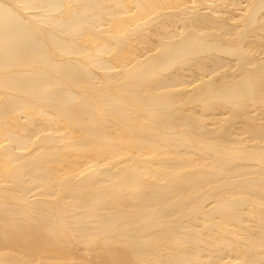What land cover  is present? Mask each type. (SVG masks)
Segmentation results:
<instances>
[{
  "label": "bare ground",
  "instance_id": "6f19581e",
  "mask_svg": "<svg viewBox=\"0 0 264 264\" xmlns=\"http://www.w3.org/2000/svg\"><path fill=\"white\" fill-rule=\"evenodd\" d=\"M0 264H264V0H0Z\"/></svg>",
  "mask_w": 264,
  "mask_h": 264
}]
</instances>
